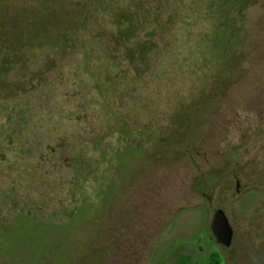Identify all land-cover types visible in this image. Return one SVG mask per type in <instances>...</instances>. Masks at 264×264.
<instances>
[{"label":"rangeland","instance_id":"rangeland-1","mask_svg":"<svg viewBox=\"0 0 264 264\" xmlns=\"http://www.w3.org/2000/svg\"><path fill=\"white\" fill-rule=\"evenodd\" d=\"M215 254L264 264V0H0V264Z\"/></svg>","mask_w":264,"mask_h":264},{"label":"water","instance_id":"water-1","mask_svg":"<svg viewBox=\"0 0 264 264\" xmlns=\"http://www.w3.org/2000/svg\"><path fill=\"white\" fill-rule=\"evenodd\" d=\"M211 230L216 241L225 246L230 247L233 241L234 230L222 208H218L214 212L213 220L211 223Z\"/></svg>","mask_w":264,"mask_h":264},{"label":"trees","instance_id":"trees-1","mask_svg":"<svg viewBox=\"0 0 264 264\" xmlns=\"http://www.w3.org/2000/svg\"><path fill=\"white\" fill-rule=\"evenodd\" d=\"M228 11H234L235 13H241L240 7L238 5L233 7L232 4L230 5ZM235 19H238V18L236 17ZM233 22H234V19L230 18L229 20H227V22L225 21L222 28L219 27L220 29L217 30V33L220 32V37H222L221 40L224 41L225 43H221L220 46L219 44L215 43L216 46L218 47V52H216L215 56L224 57L225 54L228 52L229 47L232 43V40L236 36V31H235L236 28ZM210 264H220L219 256L216 254L212 255Z\"/></svg>","mask_w":264,"mask_h":264}]
</instances>
